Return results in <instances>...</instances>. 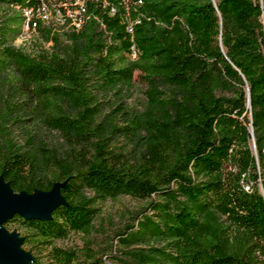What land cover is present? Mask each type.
<instances>
[{"label":"trees","instance_id":"obj_1","mask_svg":"<svg viewBox=\"0 0 264 264\" xmlns=\"http://www.w3.org/2000/svg\"><path fill=\"white\" fill-rule=\"evenodd\" d=\"M139 1L127 0L133 14L144 13L135 30L141 55L131 61L124 4L113 19L95 9L110 34L92 16L70 43L54 34L51 52L32 54L16 40L42 0H0V178L28 193L65 182L66 199L49 219L17 214L4 227L21 220L50 242L71 230L89 234L110 198L162 195L172 201L151 208L164 229L147 217L137 233L154 224L167 245L131 246L115 262L264 264V0ZM136 70L148 107L112 128L138 146L127 157L97 120L94 90L132 84ZM222 88L233 95L218 96ZM177 194L187 201L173 203ZM129 236L120 237L128 246ZM53 253L48 261L33 253L29 264L76 259L71 249ZM102 259L86 256L89 264Z\"/></svg>","mask_w":264,"mask_h":264},{"label":"rangeland","instance_id":"obj_2","mask_svg":"<svg viewBox=\"0 0 264 264\" xmlns=\"http://www.w3.org/2000/svg\"><path fill=\"white\" fill-rule=\"evenodd\" d=\"M50 4L52 7L47 13L39 15L38 12H33L34 19L32 21L36 22L37 20L39 26L27 30L22 37L16 40V46L24 52L32 54L51 52L55 48L54 34L60 36L62 44L70 43V39L67 37L83 30L92 16L96 18L100 28L108 35L111 31L108 29L107 22L102 15L95 13V9L99 6L102 11L106 12L108 19H113L119 13L120 4H124V10L120 14V23L124 26L132 42L128 56L131 61L140 57L141 51L135 40V30L144 13L133 14L127 0H50ZM142 4L143 1H139V5ZM83 7L86 9L85 11L82 10ZM130 27L133 28L132 32L129 31ZM147 88L139 70H136L132 84H120L105 90H94L96 99L100 101L97 120L101 122L102 129H105L104 132L109 134L114 144L113 148L118 152L125 153L127 157H131L138 146L132 141V136L121 134L119 131L113 132L112 128L125 125L127 117L136 118L146 111L149 102ZM216 93L218 96L225 97L233 95L228 88L219 89ZM86 194L92 196L93 192L88 190ZM153 201L168 203L172 200L162 195H153L147 199L121 195L108 199L101 203V210L93 220L89 234L71 230L67 236L52 238L48 242L37 239L38 237L34 236L37 231L26 226L21 220L14 221L8 231L10 234H16L19 239L26 240L25 244L22 242L18 249L27 256L28 260L33 258V253H37L38 257L44 261L52 260L55 256L54 246H57L75 251L76 259L73 264H89L86 262L88 253H93L95 258L103 257V264H118L111 256H128L126 252L131 246L149 248L167 245L166 239L160 238L154 233L156 230L154 224L146 227L144 234L137 233L138 221L145 222L147 217L164 229L162 222L154 215V210L151 208ZM186 201L185 197L177 194L176 201L173 203L183 204ZM130 225L132 228L128 229ZM123 233L135 234L134 239L131 236L128 237L133 240L129 246L120 238L123 237Z\"/></svg>","mask_w":264,"mask_h":264},{"label":"water","instance_id":"obj_3","mask_svg":"<svg viewBox=\"0 0 264 264\" xmlns=\"http://www.w3.org/2000/svg\"><path fill=\"white\" fill-rule=\"evenodd\" d=\"M215 2V0H213ZM249 107H251L250 90L248 88ZM253 134V126L250 127ZM254 150L257 153L255 139H253ZM65 182L56 183L50 191L36 189L35 194L27 191L15 192L0 178V264H29L33 259L19 251V245L23 239L16 234H10L4 224L15 215H21L27 219H49L56 208L66 203L61 192ZM112 264V263H110Z\"/></svg>","mask_w":264,"mask_h":264},{"label":"built area","instance_id":"obj_4","mask_svg":"<svg viewBox=\"0 0 264 264\" xmlns=\"http://www.w3.org/2000/svg\"><path fill=\"white\" fill-rule=\"evenodd\" d=\"M141 1V0H140ZM51 4H50V0H42V3H40V5L36 8H32V13L33 12H42V13H47L49 11V9H51ZM83 11H85L86 9L83 7L82 8ZM27 21H28V27H29V23L30 21H32V17H27ZM129 31H133V28L130 27ZM133 54H135V52H133ZM250 184H245V189L246 190H250Z\"/></svg>","mask_w":264,"mask_h":264},{"label":"bare ground","instance_id":"obj_5","mask_svg":"<svg viewBox=\"0 0 264 264\" xmlns=\"http://www.w3.org/2000/svg\"><path fill=\"white\" fill-rule=\"evenodd\" d=\"M26 15H29V12H26ZM37 22H33V21H30V23H29V27H28V21L26 22V24H25V32L27 31V30H30L31 28H36L37 27Z\"/></svg>","mask_w":264,"mask_h":264}]
</instances>
